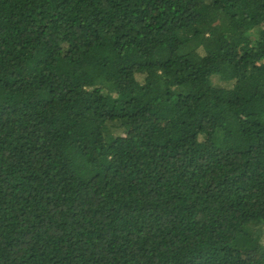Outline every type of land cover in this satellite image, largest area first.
<instances>
[{"label":"trees","instance_id":"trees-1","mask_svg":"<svg viewBox=\"0 0 264 264\" xmlns=\"http://www.w3.org/2000/svg\"><path fill=\"white\" fill-rule=\"evenodd\" d=\"M0 264H264V0H0Z\"/></svg>","mask_w":264,"mask_h":264},{"label":"rangeland","instance_id":"rangeland-1","mask_svg":"<svg viewBox=\"0 0 264 264\" xmlns=\"http://www.w3.org/2000/svg\"><path fill=\"white\" fill-rule=\"evenodd\" d=\"M247 257H250V255H248Z\"/></svg>","mask_w":264,"mask_h":264}]
</instances>
